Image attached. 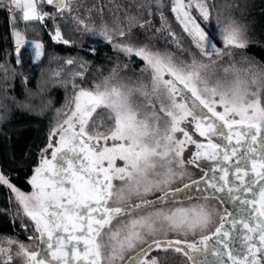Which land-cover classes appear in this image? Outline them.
I'll list each match as a JSON object with an SVG mask.
<instances>
[{"label":"snow or ice","instance_id":"snow-or-ice-1","mask_svg":"<svg viewBox=\"0 0 264 264\" xmlns=\"http://www.w3.org/2000/svg\"><path fill=\"white\" fill-rule=\"evenodd\" d=\"M73 2L40 0L42 4L53 6L54 13L39 11L37 0H0V8L9 14L12 23L17 10L25 22H42L46 17L55 21L64 12H73ZM153 5L163 22L162 28L154 29L147 18L153 14ZM134 6L143 11L135 16L126 10L124 26L116 23L115 27H109L102 23L97 28L83 19H74L84 31L103 37L117 53L129 60L136 57L143 61L145 68L141 71L151 72L150 91L143 83L135 87L109 86V78L103 81V89L100 84L95 85V91L81 88L75 97L74 109L58 125L63 131L53 128L49 133V143L42 151L53 148L54 136H58L59 144L50 160L42 156L35 167L28 181L34 191L25 194L0 171V186L14 193L15 201L22 208L19 227L25 233H35V236L28 235V241L36 240L46 245V248L32 251L31 244L0 237V264H12L13 247L15 256L22 258L23 264H167L169 253L180 254L191 264H228L229 261L230 264H264V183H260L264 181V99L260 91L248 92L245 82L239 78L230 88L221 87L219 83L209 86L202 73L207 65L198 63L194 55L190 62L177 61L172 53L149 48L139 38L130 42L133 28L145 32L169 28L163 12L159 11L163 0H142ZM193 8L204 21H209L212 16L209 0H172L171 11L199 53L209 59L221 56L222 49L217 47L216 37L196 22L191 15ZM215 27L224 49L246 47L240 30L233 27L231 21L225 23L217 16ZM168 34L180 48L176 34L170 30ZM14 35L19 63L22 37L19 32ZM52 38L66 45L71 43L64 39L58 26ZM89 51L94 53L95 49ZM43 55V45L34 43V59L39 61ZM66 63L71 65L74 60L67 59ZM85 66L80 65L81 68ZM119 70L118 63L111 72L115 75ZM259 83L264 85V72L260 73ZM251 84H258L255 75ZM241 92L252 99H245ZM134 93L144 97L143 104L133 102ZM152 96L159 101L158 111ZM82 97L86 98L83 105ZM97 109L101 112L97 113ZM158 112L167 117L163 120V130ZM90 120L92 130L88 127ZM186 120L194 122L195 131L208 139V148H221L213 142L215 136L231 145L230 151H217L208 158L222 155L223 160L230 161L235 156L232 167L242 187L227 180V167L221 168L223 175L219 177L206 176L191 183L184 181L185 143L194 144L197 149L187 161L190 164H196L202 156L201 149L205 148L181 126ZM175 133H180L184 139L177 138ZM118 160L123 162L121 166H117ZM250 173L251 178L245 184L243 176ZM177 180L183 183V188L172 187ZM114 181H119V185ZM193 188L199 189V199L204 203L191 208L166 210L160 207L173 202L177 193ZM222 192L227 193L229 201L248 206L241 209L245 218L227 221L231 230L225 228V217H220L219 225L214 226V209L210 202L222 200L217 195ZM244 193H251V197ZM125 217L128 219L124 220ZM24 218L31 223V228ZM238 224L246 231L240 233ZM169 231L183 233L185 237L189 233L199 234L200 239L194 242L168 239ZM213 237L215 240L209 245ZM233 240H238L241 248H231ZM209 255L216 259L209 261Z\"/></svg>","mask_w":264,"mask_h":264},{"label":"trees","instance_id":"trees-1","mask_svg":"<svg viewBox=\"0 0 264 264\" xmlns=\"http://www.w3.org/2000/svg\"><path fill=\"white\" fill-rule=\"evenodd\" d=\"M141 2L142 0H77L72 4L74 9L72 13L64 12L57 16L55 21L47 17L42 22L24 21L21 23V29L28 39L39 41L46 52H78L86 55L95 64L102 63L103 56L111 54L108 49L110 44L103 37L84 29L81 30L82 34H78L76 30L81 29V25L74 18L82 19L83 15L87 14L88 18L85 17L83 20L90 25H99L101 21L113 23L117 21V17L124 22L126 10L130 15H140L143 10H137L134 5ZM209 5L213 11L233 17L245 27L248 41L244 51L264 70V0H209ZM37 8L42 12H55L53 6L47 4L37 3ZM159 11L163 12L170 30L188 42L185 33L172 17L171 1L163 0V7ZM152 13V16L147 18L152 21L155 29L163 22L155 5L152 7ZM144 16H147L146 12ZM57 26L64 39H70V44L53 40L52 35ZM206 31L210 33L207 29ZM132 33L142 40L146 38L144 29L133 28ZM153 39L158 41V35L153 34ZM78 40L84 42L79 44L76 42ZM88 43L93 44L94 53L86 52L85 47ZM17 58L12 44L8 13L0 8V171L18 189L28 193L31 190L28 181L39 162L40 151L49 142V133L58 119L57 109L65 96L61 88H52L45 93L38 92L36 88L38 65L30 59L28 51L24 48L19 50V63ZM260 94L264 99V85ZM9 197V189L0 186V210H3L0 212V237H11L30 244L27 237L32 232L25 233L19 227L23 214ZM24 222L31 228L27 218H24ZM13 248L15 250V247ZM170 257L172 256L168 254L166 259ZM174 259H177L176 256Z\"/></svg>","mask_w":264,"mask_h":264},{"label":"rangeland","instance_id":"rangeland-1","mask_svg":"<svg viewBox=\"0 0 264 264\" xmlns=\"http://www.w3.org/2000/svg\"><path fill=\"white\" fill-rule=\"evenodd\" d=\"M77 0H74L76 2ZM171 6H172V0ZM187 2V0H186ZM37 3H40V0H37ZM172 12V11H171ZM82 15V14H81ZM173 19L178 23V21L175 18V14L172 12ZM191 15L195 18L196 22L200 25L201 28H206L208 31H210L211 35L216 37V44L217 47L222 49V55L217 57L213 56L211 59L202 56L199 53V50L196 48L194 42L192 41V38L187 35L186 32L185 36L188 38V42L184 41L179 34L176 32L170 30V28H164L160 32H153L152 30H149L146 32V38L144 40L137 37L135 34L132 33V39L130 42H136L137 38H139V41L145 44H148L149 48H152L154 50H167L168 52L172 53L174 55V59L177 61H185L190 62L193 55L195 56L198 63H202L207 65L206 69L202 70V73L205 75V78L208 81L209 86H213L217 83L221 85V87H232L233 82L239 78L241 82H245V86L247 87L248 92L251 91H260L262 90L263 85L259 83V77L260 73L264 72L262 67L257 66L255 61L252 60L251 57L248 56V54L244 51V48H234L229 47L227 49H224V46L220 42L219 34L217 27H215V21L216 17H220L225 23H228L229 21L232 22V26L239 29L241 33L242 39L246 42L248 41L247 33L245 27L236 19H233V17L225 16L224 13H218L215 12V10H212V16L210 17L209 21H204L197 10L193 8L191 10ZM83 18H88L87 14L83 15ZM15 22H10L9 14H8V22H9V28L11 33V39L12 44L15 53L17 54V38L14 35V32H19L21 34V42L19 45V50L26 49L29 53L30 59L34 61L38 65V69L36 72V88L38 92L45 93L52 88H61L64 92V100L62 101V104L58 107L56 117H58V121H55L53 128H57L58 131L62 132V129L58 128V125L62 124L64 119L66 118V114H69L74 109V100L75 97L78 95L79 90L83 88L85 91H95V85L100 84L101 89H103V81L105 78H109V86H132L135 87L139 83H143L149 86H151V72L150 70L141 71L145 68V63L141 61L139 58L133 57L131 60H129L124 54L117 53L113 46L110 44V47L108 48L109 51H111V54L104 55L102 63H94L91 59L87 58L86 55L78 52L74 53H61L58 51H49L46 52L43 48L44 55L40 58L39 61H36L33 56V49H34V43H40L39 41L30 40L26 37L25 33L22 32V25L21 23L24 22L22 19V13L17 10L15 12ZM82 18V17H81ZM82 18V19H83ZM85 21V20H84ZM104 22V21H103ZM99 23V25L89 24L90 26H96L97 28L103 23ZM85 23H87L85 21ZM107 23V22H104ZM116 23H120L121 26H124V22L121 21H113V23H107L109 27H115ZM201 23V24H200ZM179 24V23H178ZM203 24V25H202ZM162 25L156 26L155 28H162ZM202 25V26H201ZM180 28L183 30L182 26L179 24ZM81 29L76 30L78 34H82L83 32V26H80ZM204 28V29H205ZM205 29V31H206ZM82 30V31H81ZM169 30L171 32H174L176 34V38L179 40L180 48L176 46L172 42L173 38L168 34ZM152 31V32H151ZM207 32V31H206ZM154 36L158 35L159 40L154 41ZM54 35V34H53ZM52 35V37H53ZM54 40V39H53ZM70 41V39H67ZM55 41V40H54ZM77 43L84 42L76 41ZM41 44V43H40ZM85 44V43H82ZM93 44L88 43L85 47L86 52H90L89 49H94ZM73 59L74 63L71 65H68L66 63L67 59ZM119 63L120 70L113 75L111 72V69L114 67H117V64ZM85 64L86 66L84 68H81L80 65ZM127 64L128 67L124 68L123 65ZM224 69H228L227 72L224 71ZM77 72H82V76H76L75 74ZM56 73H59L57 75ZM256 76L258 78V84L253 85L251 84V80L253 76ZM167 79L168 77L165 76ZM73 84L76 86L73 87ZM241 95L248 100H251L252 97L250 95H246L244 92H241ZM152 102L156 104L157 111L159 109V101L157 100L156 96L151 97ZM86 98H81V104L83 105L85 103ZM132 100L135 104H143L144 103V97L141 96L139 93H134ZM218 110H220L218 108ZM101 112V109H97V113ZM158 114L161 116V129L163 130V120L167 119V117L163 113ZM95 113L93 116L95 117ZM75 123V118L73 120ZM108 125L106 124L105 127ZM185 128V130L188 132L189 136L192 137L193 135L197 136L199 135L198 132L195 131V124L189 123V121H184V123L181 125ZM67 127V125H65ZM89 130H92V121H89ZM103 131L104 129H100ZM175 136L179 139H184V137L180 133H175ZM202 137V136H200ZM53 148H50L47 150V152H43L42 149L39 154V162L43 157L47 158V154L55 149V147L59 144V138L58 136L52 137ZM49 143V142H48ZM189 146V147H188ZM46 147V146H45ZM185 151L183 155V159L186 161L185 163V171L186 180L188 178H193L194 173L197 172L195 167L187 163V158L190 155L191 152V146L189 144H185ZM38 162V164H39ZM36 165V167L38 166ZM116 164L122 165V162L119 160L116 161ZM35 169V168H34ZM34 172L32 173V175ZM31 178V177H30ZM179 183H181L179 181ZM119 185V183H118ZM34 191V189L31 186V190L28 193L25 194H31ZM14 193L10 192V201L15 203L17 207H19L21 213L22 208L17 204V202L14 199ZM204 203L201 199H190L189 201H185L184 203L178 204V205H163L160 206L164 209H174V208H191L193 205L202 204ZM210 206L214 209V226L218 222L219 215L222 212L221 205L216 199H213L210 202ZM156 209H151L150 211H155ZM128 218L125 217L124 220H127ZM113 224L116 225L117 221H113ZM32 236H35V233H31ZM182 237H185L183 233H181ZM191 233H189L185 238L187 237H193ZM199 236V234L195 235ZM31 248L30 250L35 251L37 249V242L36 240L31 241ZM15 251L13 248V261L12 263L18 261L20 264H23L22 258L15 256ZM155 255V253H153ZM173 255V254H172ZM168 263L170 264H187L185 261L180 262L177 259H174V256L166 259Z\"/></svg>","mask_w":264,"mask_h":264},{"label":"water","instance_id":"water-1","mask_svg":"<svg viewBox=\"0 0 264 264\" xmlns=\"http://www.w3.org/2000/svg\"><path fill=\"white\" fill-rule=\"evenodd\" d=\"M205 111H206V109H205ZM203 138L206 140V142L201 143V144H204L205 148L201 149L202 156H201V158L197 159L196 164H194L197 168L201 169L203 171V173L200 177L193 179V180H201L202 178H204L206 176L211 177L213 175L219 177V176L223 175V173L221 172V168L227 167L229 169L227 180L230 181L231 184L239 185L242 187L241 180L236 178V175L234 174V168L232 167V165L235 163V160H236L235 156H233L230 161L223 160L222 155L217 156L215 159L208 158L211 154H213L217 151H219L220 153H223V151H225V150L230 151L231 145H229L228 142L225 141L222 137L215 136L212 138L213 142L221 145V148L219 150L211 149V148L207 147L208 139L206 137H203ZM233 143H235L234 140H233ZM196 151H197V149H195V151L193 152L192 157L196 153ZM250 178H251V173L249 174V176H243V182L246 184ZM191 181H188V182L191 183ZM220 183H223V181H220ZM260 183H264V181H261ZM257 187H258V185H257ZM180 188H183V185L180 186ZM199 195H200L199 189H196V188L185 189L183 192L176 194V196L179 198L199 197ZM217 195L219 197L223 198L222 200H220V199H216V200L219 202V204L222 207V210L225 212L223 215H221V217H225V228L231 230V225L227 221L230 219L245 218L246 214L244 212H242L241 209L247 208L248 206L242 205L239 201H236V202L229 201L226 192L218 193ZM244 195L248 196L249 198L251 197V193H244ZM228 213H231L232 215L228 216ZM219 222H220V220H219ZM219 222H218L217 226L219 225ZM237 230L240 233H243L244 231H246L239 224L237 225ZM199 239H198V241H199ZM214 240H215V237H213V240H209L208 241L209 245H211L214 242ZM218 246L222 247V245H218ZM229 246L233 249L241 248V244L239 243L238 240L231 241ZM41 248H46V245H41L37 241V249L35 251H38ZM215 259H216V257L214 255L208 256L209 261H214ZM53 264H54V262H53ZM189 264H191V262H189ZM228 264H230V261L228 262Z\"/></svg>","mask_w":264,"mask_h":264},{"label":"flooded vegetation","instance_id":"flooded-vegetation-1","mask_svg":"<svg viewBox=\"0 0 264 264\" xmlns=\"http://www.w3.org/2000/svg\"><path fill=\"white\" fill-rule=\"evenodd\" d=\"M193 140H195L197 143H199V144H201V143H204V142H206V140L203 138V137H200V135H197V136H195V135H193V133H192V137H191ZM185 144H189L190 146H191V152H190V155H189V157L187 158V160H190L191 159V157H192V154H193V152L195 151V149H196V146L194 145V144H191V143H185ZM58 146V145H57ZM56 146V147H57ZM185 146V145H184ZM189 147V146H188ZM55 150V149H54ZM53 150V151H54ZM52 151V149H51V151L47 154V159H51V153L53 152ZM184 151H185V147H184ZM184 151H183V155H184ZM120 162H122V161H120ZM123 163V162H122ZM190 164V163H189ZM190 165H192V166H194L195 167V169H196V171L197 172H193L194 173V175H193V178H188V180H186V182H188V181H191V180H193V179H196V178H198V177H200L201 175H202V173H203V171L201 170V169H199V168H197L194 164H190ZM117 166H121V164H119V165H117ZM186 179V177H184V180ZM115 185H118V183H120L119 181H114L113 182ZM183 185V183H179V180H177L173 185H172V187L173 188H176V187H180V186H182ZM199 197H187V198H179V197H175L174 198V201L173 202H168V203H165V204H163V205H178V204H181V203H184L185 201H189L190 199H198ZM163 205H160V206H163ZM222 208V207H221ZM225 212L222 210V212H221V214L219 215V218H218V222H219V220H220V217H221V215H223ZM218 222L216 223V225L215 226H217V224H218ZM166 238H168V239H177V238H180V239H187L189 242H194V241H198V239L200 238V235L199 236H193V237H187V238H185V237H182V235H181V233L180 234H177L176 232H173V231H169V232H167V236H166ZM173 254V255H172ZM169 255L170 256H176V258H177V262H178V260L180 261V262H183V261H185V263H187V264H189V262L186 260V258L185 257H183L182 255H180V254H175V253H169ZM170 264V263H169Z\"/></svg>","mask_w":264,"mask_h":264}]
</instances>
